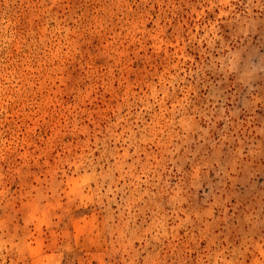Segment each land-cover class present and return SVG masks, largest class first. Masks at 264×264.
<instances>
[{"label":"rangeland","instance_id":"obj_1","mask_svg":"<svg viewBox=\"0 0 264 264\" xmlns=\"http://www.w3.org/2000/svg\"><path fill=\"white\" fill-rule=\"evenodd\" d=\"M0 264H264V0H0Z\"/></svg>","mask_w":264,"mask_h":264}]
</instances>
